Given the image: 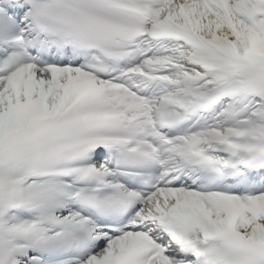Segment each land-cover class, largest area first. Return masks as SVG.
I'll return each instance as SVG.
<instances>
[{
  "label": "snow or ice",
  "instance_id": "obj_1",
  "mask_svg": "<svg viewBox=\"0 0 264 264\" xmlns=\"http://www.w3.org/2000/svg\"><path fill=\"white\" fill-rule=\"evenodd\" d=\"M0 264H264V0H0Z\"/></svg>",
  "mask_w": 264,
  "mask_h": 264
}]
</instances>
